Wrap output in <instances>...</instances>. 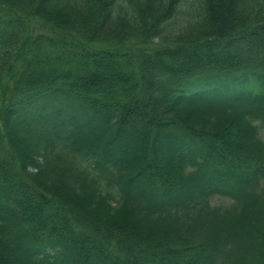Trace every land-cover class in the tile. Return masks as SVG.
<instances>
[{"label": "trees", "instance_id": "trees-1", "mask_svg": "<svg viewBox=\"0 0 264 264\" xmlns=\"http://www.w3.org/2000/svg\"><path fill=\"white\" fill-rule=\"evenodd\" d=\"M186 1L0 0V264H264V0Z\"/></svg>", "mask_w": 264, "mask_h": 264}, {"label": "rangeland", "instance_id": "rangeland-1", "mask_svg": "<svg viewBox=\"0 0 264 264\" xmlns=\"http://www.w3.org/2000/svg\"><path fill=\"white\" fill-rule=\"evenodd\" d=\"M197 9H199L198 0L186 1V2L182 3V5L179 7V12L172 21L173 22L175 21V24H180V23L184 22L189 16H191V14H190L191 12H196ZM36 28H38V26H36ZM36 30H38V29H36ZM214 203H216L217 205L228 206L231 204V200L226 198V197L216 198L214 200Z\"/></svg>", "mask_w": 264, "mask_h": 264}]
</instances>
